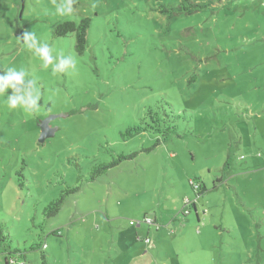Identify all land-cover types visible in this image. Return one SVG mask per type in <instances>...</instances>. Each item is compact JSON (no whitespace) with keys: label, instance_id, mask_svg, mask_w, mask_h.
I'll use <instances>...</instances> for the list:
<instances>
[{"label":"rangeland","instance_id":"1","mask_svg":"<svg viewBox=\"0 0 264 264\" xmlns=\"http://www.w3.org/2000/svg\"><path fill=\"white\" fill-rule=\"evenodd\" d=\"M183 1L73 0L61 16L63 0H0V74L23 70L41 90L30 114L8 107L12 89L0 94V225L11 235L0 264L8 251L11 264H264V0L161 11ZM83 17L79 53L75 34L53 29ZM25 32L76 70L43 68ZM53 114L58 129L40 143Z\"/></svg>","mask_w":264,"mask_h":264},{"label":"clouds","instance_id":"2","mask_svg":"<svg viewBox=\"0 0 264 264\" xmlns=\"http://www.w3.org/2000/svg\"><path fill=\"white\" fill-rule=\"evenodd\" d=\"M56 11L61 16L73 13V0H63L57 5ZM25 47L34 51L43 61L42 67L48 69L51 66L52 74L65 73L68 70L75 71L77 62L71 55L59 53L54 55V49L46 42H41L35 32H25L23 36ZM26 82V73L23 70L8 68L4 74H0V94L12 89L13 94L7 95V105L10 109L22 108L26 113H34L39 109L41 90L36 86L35 80Z\"/></svg>","mask_w":264,"mask_h":264},{"label":"trees","instance_id":"3","mask_svg":"<svg viewBox=\"0 0 264 264\" xmlns=\"http://www.w3.org/2000/svg\"><path fill=\"white\" fill-rule=\"evenodd\" d=\"M161 11L165 12L166 14H171V13H175V14H179L187 12V15H192L197 13L198 11L202 10L205 8V6L200 5L198 3L189 1V0H184L183 2L180 3V5H178L177 7H173L170 9H164L163 5L161 4L160 6ZM92 25V18L91 17H83L80 20L78 19H68V20H64L60 23H58L57 25H55L54 29H53V35L55 37H65L68 36L69 33H73L75 34V38H76V43H75V49L81 53L85 50L86 45L88 43V32L89 29ZM196 77L195 75L189 77L188 82H191L193 80H195ZM145 131V130H144ZM137 153H131V154H127V155H120L117 159H114L111 162H105V163H101L97 166H94L92 169L91 174H93L94 176H92V179H95V177L99 176L101 173H105L109 168L117 165L119 162L123 161V160H129L132 159L136 156ZM81 177H78V180H80ZM195 180L190 182L191 187L193 188L194 192L196 193V196H199L202 191L205 189L204 185H201L199 183V188H195L194 186ZM80 189L79 185H72L70 187H68L66 190H63L61 193L60 198L54 202L52 201L49 205V213L51 214H58V211L61 208V205H63L62 203H64V195H62L63 193H75L78 192ZM66 198V197H65ZM194 207L196 206L195 203L193 204ZM8 231L4 230V227L2 225H0V248H4V244L5 242H7L8 240L11 239V235L7 233ZM43 248V247H42ZM5 249V248H4ZM2 252V251H1ZM42 258H46L45 256V252L42 251L41 253ZM5 262L6 264H11L14 262L13 256H12V252L8 251V254L5 256Z\"/></svg>","mask_w":264,"mask_h":264},{"label":"water","instance_id":"4","mask_svg":"<svg viewBox=\"0 0 264 264\" xmlns=\"http://www.w3.org/2000/svg\"><path fill=\"white\" fill-rule=\"evenodd\" d=\"M57 116L58 115H55V114L49 115L39 122V125L41 128V133H40V137H39L40 143H43L46 138L51 137L55 134V132L58 128L57 127H51L50 123Z\"/></svg>","mask_w":264,"mask_h":264},{"label":"built area","instance_id":"5","mask_svg":"<svg viewBox=\"0 0 264 264\" xmlns=\"http://www.w3.org/2000/svg\"><path fill=\"white\" fill-rule=\"evenodd\" d=\"M194 186H195V188L198 189V188H199V183H194ZM188 212H189V211H188ZM142 222L153 223L154 220H153L152 218H150V217H146V218H144L143 220H137V221L131 220V221H130V224L139 226V225H141ZM140 239H141V238H139V240H140ZM142 240H143V239H142ZM146 242L148 243V246L150 247V242H151V240H150L149 238H147V239H146Z\"/></svg>","mask_w":264,"mask_h":264},{"label":"crops","instance_id":"6","mask_svg":"<svg viewBox=\"0 0 264 264\" xmlns=\"http://www.w3.org/2000/svg\"><path fill=\"white\" fill-rule=\"evenodd\" d=\"M199 217V216H198Z\"/></svg>","mask_w":264,"mask_h":264}]
</instances>
